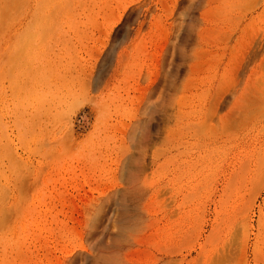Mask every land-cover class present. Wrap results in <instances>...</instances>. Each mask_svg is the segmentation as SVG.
Instances as JSON below:
<instances>
[{"label": "rangeland", "instance_id": "rangeland-1", "mask_svg": "<svg viewBox=\"0 0 264 264\" xmlns=\"http://www.w3.org/2000/svg\"><path fill=\"white\" fill-rule=\"evenodd\" d=\"M0 264H264V0H0Z\"/></svg>", "mask_w": 264, "mask_h": 264}, {"label": "bare ground", "instance_id": "bare-ground-1", "mask_svg": "<svg viewBox=\"0 0 264 264\" xmlns=\"http://www.w3.org/2000/svg\"><path fill=\"white\" fill-rule=\"evenodd\" d=\"M114 261H116L115 259H114ZM110 262V261H109Z\"/></svg>", "mask_w": 264, "mask_h": 264}]
</instances>
